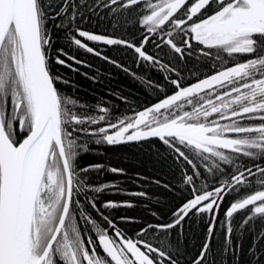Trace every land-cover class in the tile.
Returning a JSON list of instances; mask_svg holds the SVG:
<instances>
[{
	"label": "snow or ice",
	"instance_id": "1",
	"mask_svg": "<svg viewBox=\"0 0 264 264\" xmlns=\"http://www.w3.org/2000/svg\"><path fill=\"white\" fill-rule=\"evenodd\" d=\"M102 9L114 27L137 12L146 31L136 42L84 29ZM150 43L155 52L147 51ZM92 44L131 50L138 65L168 74L162 79L172 94L119 118L103 100L90 105L64 94L58 85L71 81L58 67H91L66 50L71 45L130 72ZM197 50L221 62L223 54L249 58L185 86L180 64ZM153 138L179 165L180 190L188 195L170 221L149 223L130 238L110 210L135 205L99 202L100 193H118L119 186L93 185L88 175L124 170L81 167L78 157L93 144ZM233 193L240 198L226 204ZM192 217L206 221V233L189 264L238 262L248 233L247 264H264V0H0V264H181L180 236ZM81 221L95 238L85 237Z\"/></svg>",
	"mask_w": 264,
	"mask_h": 264
},
{
	"label": "trees",
	"instance_id": "2",
	"mask_svg": "<svg viewBox=\"0 0 264 264\" xmlns=\"http://www.w3.org/2000/svg\"><path fill=\"white\" fill-rule=\"evenodd\" d=\"M137 12L125 13L124 18L127 23H121L120 26H113V17L108 15L106 9L100 10L97 14L92 15L82 27L93 33L107 36L120 37L129 40L139 41L142 31L138 26ZM64 44L65 41H59ZM70 54H74L78 59L86 61L87 65H74L79 68V72L70 71L67 68L58 67V71L65 78L70 79V85H58L64 94L74 95L81 102L95 105L98 101L103 100L106 105L113 110V118L121 116H134L136 112L158 102L166 94L170 95L172 89L167 85V81L162 77L168 75L158 69L135 61V54L131 50L119 46L107 47L103 54L118 60L125 65L130 72H125L120 68L96 57L92 54L85 53L83 50L76 49L74 45L66 47ZM165 61L171 59V54L163 57ZM226 59V58H225ZM71 63V61H69ZM175 63V61H173ZM209 58L201 55L186 57L180 64L181 79L184 85H188L200 78L222 68L218 67L213 70ZM224 67V66H223ZM136 73V76L130 73ZM86 74V75H85ZM95 77V79H93ZM150 79L164 86V90L158 91L149 87L145 82ZM203 94V93H202ZM126 97V101L120 99ZM228 123V121H221ZM22 135V134H21ZM21 138L18 136V139ZM91 151L82 153L78 157L81 167L89 164L101 163L107 167H116L124 170L123 175L113 174L107 170L100 173H89V182L93 185H102L104 183H114L119 186L120 191L114 194V190L106 191L99 194V202L103 201H128L134 204V207H121L110 210V218L113 219L118 228L127 235L135 238L142 226L149 223H163L172 219V212L187 197V190L181 191L180 188V171L172 154L166 151L157 139H151L144 142H134L121 145H90ZM249 166L251 163L249 162ZM159 181L160 183H156ZM169 185L170 188L164 187ZM257 188L259 186H256ZM249 190H242L243 194H248ZM145 192L146 197L130 195V193ZM241 193H233L228 197V201L233 197L240 198ZM226 204L221 208V219ZM155 213V216L153 215ZM109 214V210H105ZM93 217L103 225L100 217L93 212ZM121 217H131L133 222H126ZM242 218L236 214L235 219L238 221ZM85 237L95 233L91 231L92 226L80 222ZM258 227V225H254ZM206 233V221L197 217L187 219L183 225V235L181 241V264H189L200 250ZM217 243L222 239V230L217 231ZM176 233H172V238ZM235 242V241H234ZM253 244L251 233L242 237L241 254L237 261H231V264H247L251 259L248 248ZM99 251V249H97Z\"/></svg>",
	"mask_w": 264,
	"mask_h": 264
},
{
	"label": "flooded vegetation",
	"instance_id": "3",
	"mask_svg": "<svg viewBox=\"0 0 264 264\" xmlns=\"http://www.w3.org/2000/svg\"><path fill=\"white\" fill-rule=\"evenodd\" d=\"M139 19H140V17L138 16V26L140 27V29H141V31H142V33H144L146 30L139 24ZM96 34H98V33H96ZM107 36V35H106ZM113 37V36H112ZM91 46H94V47H96L98 50H100L102 53H104L105 51H107V47H111V46H105V45H103V44H92ZM147 51H149L150 53H152V52H155L156 50L154 49V47L152 46V44L150 43L148 46H147ZM213 51H215V50H213ZM162 55V54H161ZM193 55H200V53H199V51L197 50V51H195L194 52V54ZM192 55V56H193ZM224 55V57L226 58V59H224V62H221L220 60H216V59H214V58H209V61L211 62V64H212V66H211V68L213 69V70H215V69H217L218 67H225V66H232V64L234 63V62H237V61H243V60H246V59H248L249 57H246V56H234V57H227V55L226 54H223ZM214 65H215V67H214ZM220 70V69H219ZM211 74H213V73H211ZM210 75V74H209ZM134 143V142H133Z\"/></svg>",
	"mask_w": 264,
	"mask_h": 264
},
{
	"label": "bare ground",
	"instance_id": "4",
	"mask_svg": "<svg viewBox=\"0 0 264 264\" xmlns=\"http://www.w3.org/2000/svg\"><path fill=\"white\" fill-rule=\"evenodd\" d=\"M204 78V77H203ZM201 79V78H200ZM197 81V80H196ZM195 82V81H194ZM193 83V82H192ZM191 84V83H190ZM189 85V84H188ZM185 86H187V85H185ZM172 94V93H171ZM150 107V106H149ZM153 139H155V138H153ZM131 143H133V142H131Z\"/></svg>",
	"mask_w": 264,
	"mask_h": 264
},
{
	"label": "water",
	"instance_id": "5",
	"mask_svg": "<svg viewBox=\"0 0 264 264\" xmlns=\"http://www.w3.org/2000/svg\"><path fill=\"white\" fill-rule=\"evenodd\" d=\"M196 82V81H195ZM194 83V82H193Z\"/></svg>",
	"mask_w": 264,
	"mask_h": 264
}]
</instances>
